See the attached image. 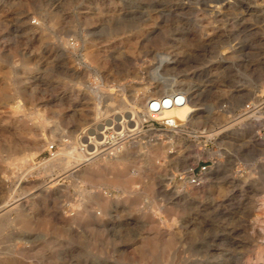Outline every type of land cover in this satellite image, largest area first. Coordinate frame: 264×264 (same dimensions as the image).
Here are the masks:
<instances>
[{
	"label": "rangeland",
	"instance_id": "obj_1",
	"mask_svg": "<svg viewBox=\"0 0 264 264\" xmlns=\"http://www.w3.org/2000/svg\"><path fill=\"white\" fill-rule=\"evenodd\" d=\"M260 136L264 0H0V264H264Z\"/></svg>",
	"mask_w": 264,
	"mask_h": 264
},
{
	"label": "built area",
	"instance_id": "obj_2",
	"mask_svg": "<svg viewBox=\"0 0 264 264\" xmlns=\"http://www.w3.org/2000/svg\"><path fill=\"white\" fill-rule=\"evenodd\" d=\"M186 102V93L182 91H176L169 94H163L157 97H154L149 102L148 106V113L147 115L153 119L159 121L163 126L166 127V129L169 128V126L177 127L174 124V121L171 116H163L162 114L165 110L171 109L175 106H181ZM257 106H255L253 103L246 104L245 110L248 112L254 111ZM134 121V120H133ZM136 123V120H135ZM170 129V128H169ZM176 131V130H173ZM260 141L262 144V147L264 149V136H260ZM208 169V166L203 165L200 167L199 172L197 173L195 170H192L190 172V179L189 181L192 184H200L202 182L203 174Z\"/></svg>",
	"mask_w": 264,
	"mask_h": 264
},
{
	"label": "bare ground",
	"instance_id": "obj_3",
	"mask_svg": "<svg viewBox=\"0 0 264 264\" xmlns=\"http://www.w3.org/2000/svg\"><path fill=\"white\" fill-rule=\"evenodd\" d=\"M248 111H246V113H247ZM251 112H253V111H251ZM125 120V119H124ZM120 122V121H119ZM124 123V122H123ZM117 124H119V123H117ZM115 125H116V123H115ZM121 126H122V124H121ZM126 126L127 125H125V124H123V129L122 130H120V131H116L115 133H113V134H111V136H112V138H114V141H115V143H118L119 141H123L124 139H125V135H126V137H127V133H126V131H130V128L129 129H127L126 128ZM120 126H117L116 125V128H119ZM128 127V126H127ZM108 128V126L107 127H105L104 129L106 130ZM127 130H126V129ZM245 129V128H244ZM105 130H102V131H100V132H96V136L94 135V136H90V137H87V139L89 138V140H88V144L86 145V143H85V152H87L89 155L90 154H93V155H96V154H99L101 151H99V149H100V147H101V145H103L106 141H107V135H105ZM132 130H134V129H132ZM242 131H244V130H242ZM240 132V131H239ZM38 133V132H37ZM98 138H103L104 140L102 141V139H101V141H98ZM254 138V137H253ZM87 141V140H86ZM38 142V141H37ZM132 143V142H131ZM125 144V143H124ZM133 144V143H132ZM138 144V143H137ZM84 145V144H83ZM36 150V149H35ZM113 150V151H112ZM112 150H109V151H107V154L108 155H110L109 157H114L115 155V153H118V150L120 151L121 149L119 148L118 149V147H116V148H114V149H112ZM121 152V151H120ZM63 154V153H62ZM120 155V154H119ZM82 156V155H81ZM103 156V155H102ZM54 157V156H53ZM85 157V156H84ZM100 157V156H99ZM118 158V157H117ZM62 160V158L60 157V156H57V157H54V158H52L51 160H50V162H52V164H54V165H58V163L60 162ZM96 160V159H95ZM98 160V159H97ZM117 160V159H116ZM79 161V160H78ZM81 161V160H80ZM116 162V161H115ZM98 165V164H97ZM111 165V164H110ZM93 166H95V165H93ZM89 167V166H88ZM86 168V167H85ZM101 168V167H100ZM130 168H132V167H130ZM98 169V168H97ZM107 169V168H106ZM109 169V168H108ZM77 170V169H76ZM86 171V170H85ZM106 171V170H105ZM111 171H112V169H111ZM121 172L119 173L120 174V177H122V178H124V182H131V181H133L134 180V177L133 176H130V175H127L124 171H122V170H120ZM130 171H131V169H130ZM83 172V171H82ZM129 173V172H128ZM134 173H137L138 175H139V170H138V172L137 171H134ZM94 174V173H93ZM106 174V173H105ZM110 174V173H109ZM92 176V175H91ZM119 176V175H118ZM87 177H89L90 178V176L88 175ZM97 177V176H96ZM102 177V176H101ZM172 177H174V176H172ZM183 180V179H182ZM190 182V181H189ZM100 183V182H99ZM194 186V185H193ZM195 191V190H194ZM195 192H197V190L195 191ZM104 199V198H103ZM16 206V205H15ZM23 207V206H22ZM59 211V210H58ZM62 211V210H61ZM10 212V214H11V211H9ZM19 212H21V211H19ZM52 212V211H51ZM56 213V212H55ZM54 213V214H55ZM57 214V213H56ZM60 214V213H59ZM64 214V213H63ZM99 214H100V212H99ZM19 215H20V213H19ZM18 215V216H19ZM61 216V215H60ZM59 216V217H60ZM101 216V215H100ZM52 217V216H51ZM54 217V216H53ZM55 218V217H54ZM63 218H65V217H63ZM57 219V218H56ZM59 219H61V217L59 218ZM59 222V221H58ZM63 222H65V220L63 221ZM56 223V222H55ZM164 223V222H163ZM66 224V223H65ZM152 226H154V224H152ZM74 230V229H73ZM167 233V232H166ZM162 240V239H161ZM158 238L157 237H155V236H152L150 239H148V243L150 242L151 243V245H152V253L154 254L155 252H156V250L158 249ZM145 247H146V243H145ZM163 247H164V244H163ZM149 251H151V250H149Z\"/></svg>",
	"mask_w": 264,
	"mask_h": 264
}]
</instances>
